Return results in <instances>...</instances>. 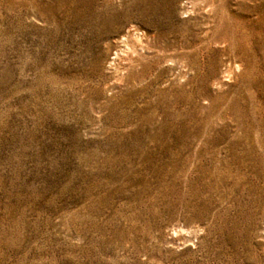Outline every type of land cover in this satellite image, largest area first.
<instances>
[{
	"label": "rangeland",
	"instance_id": "obj_1",
	"mask_svg": "<svg viewBox=\"0 0 264 264\" xmlns=\"http://www.w3.org/2000/svg\"><path fill=\"white\" fill-rule=\"evenodd\" d=\"M0 264H264V0H0Z\"/></svg>",
	"mask_w": 264,
	"mask_h": 264
},
{
	"label": "bare ground",
	"instance_id": "obj_2",
	"mask_svg": "<svg viewBox=\"0 0 264 264\" xmlns=\"http://www.w3.org/2000/svg\"><path fill=\"white\" fill-rule=\"evenodd\" d=\"M220 21V20H219Z\"/></svg>",
	"mask_w": 264,
	"mask_h": 264
}]
</instances>
